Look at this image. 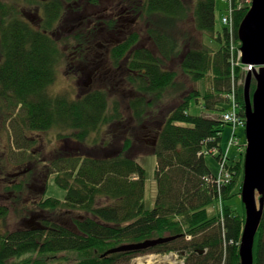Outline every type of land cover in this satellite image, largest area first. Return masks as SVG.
Segmentation results:
<instances>
[{
	"label": "trees",
	"instance_id": "16d2710c",
	"mask_svg": "<svg viewBox=\"0 0 264 264\" xmlns=\"http://www.w3.org/2000/svg\"><path fill=\"white\" fill-rule=\"evenodd\" d=\"M25 1L43 10L41 30L24 20L7 0L0 2V113L9 136L22 138L15 139L12 147L31 153L26 132L52 129L72 130L73 140L84 142L112 120L107 93L97 89L71 98L69 94L49 92L64 56L60 41L52 34L67 12H75L77 0ZM231 1L235 9L234 40L240 46L238 27L250 8V0ZM122 2L145 22L144 33L150 44L143 45L140 33L130 32L111 49L113 66L127 70L129 87L137 93L128 104L137 121H150L149 114L154 118V105L163 103L168 92L178 88L177 72L171 68L176 60L194 82L212 75L211 91L206 90L202 96L196 88L190 91L156 129L152 154L157 157L158 192L152 210L145 205V169L136 159L125 154L54 157L43 164L44 181L46 184L55 175L65 198L42 197L36 205L41 212H62L69 220L45 219L42 229L23 228L0 234V264H119L123 260L130 264L139 255L172 251L190 252L187 264H240L245 207L242 203L240 213L230 201L236 184L243 179L244 153L229 164L231 179L219 190L209 178L213 172L200 153L212 138L215 140L208 143V148L219 147L218 133L225 125L220 118L189 112L193 101L199 105L202 99L210 113L220 116L226 111L224 97L231 91L233 71L237 81L245 78L241 66L232 68L230 31L226 27L217 30V0H193V8L191 0ZM117 23L108 20L106 27L113 28ZM195 32L218 42V50L201 45ZM82 38L78 33L64 36L63 41L79 43ZM243 91L241 84L237 88L241 111ZM129 146L127 141L124 153ZM36 167L22 175L23 181L5 188L8 194H19L15 200L21 199L20 193L29 187L30 179L43 176L40 166ZM219 199L223 202V217L208 212ZM29 208L24 207L22 213L29 212ZM9 212V206L0 203V221ZM186 235H191L193 241H187ZM162 237L176 238L147 249L106 254L124 244ZM254 252V264H264V217Z\"/></svg>",
	"mask_w": 264,
	"mask_h": 264
},
{
	"label": "rangeland",
	"instance_id": "374dc122",
	"mask_svg": "<svg viewBox=\"0 0 264 264\" xmlns=\"http://www.w3.org/2000/svg\"><path fill=\"white\" fill-rule=\"evenodd\" d=\"M25 0H7L8 4L15 6L21 15L32 22H37L39 25L40 14L42 10H38L39 5L26 4ZM39 3L43 0H37ZM191 8H193V0ZM5 2V0H0ZM252 3V0L248 1ZM75 12L66 13L62 22L59 23L55 30V36L60 41L64 56L58 68L56 81L49 87L51 94H69L71 98H78L81 94L88 93L97 89L104 90L108 95L109 110L108 115L111 122L102 126L98 131L93 132L88 140L82 142L77 139L73 142L71 134L72 130H57L52 129L46 132L30 133L26 132L28 139L31 141L29 151L21 152L14 150L12 142L15 139H22L16 136H9L8 128L4 127L0 113V203L6 204L10 208L8 217L0 221V234L15 232L23 228L31 227L33 229L42 225V220H58L68 221V215L53 214L49 212H41L37 208V201L45 197H55L59 200H64L65 190L59 187L55 182V175L50 176L47 180V186L42 190L41 182H45L44 170L46 160H52L57 156L89 155L91 157L118 156L125 154L133 159H136L145 169L146 185H145V205L148 210H152L155 206L157 198V183H156V166L157 157L152 154V150L156 143V129L162 126L161 119L174 108H176L183 99V96L188 95L193 89L201 91V96L206 90L211 91L212 75L200 82L192 81L180 68L179 60L172 64V69L178 75V88L170 90L163 103L159 102L154 105L152 112L149 114L150 121L146 120L143 124L138 122L133 113L129 109V99L137 96V93L129 87L127 82V70L121 68L116 70L111 66L110 50L113 46L125 39L128 33L138 32L141 35V43L150 45L146 39L145 22L139 19V16L131 12L122 0H77L73 6ZM228 4L225 0H217L216 2V27L220 31L223 29L222 17L227 15ZM37 11V12H36ZM111 19L118 22L113 28L106 27V22ZM81 34V42L75 40L63 41L64 36H72ZM200 44L218 50L220 47L218 42L196 33ZM76 49L86 50V54L79 51L82 57L78 60L70 58V55ZM255 88V83H253ZM200 102L203 103L202 99ZM116 106L119 112H116ZM228 106V105H227ZM189 112L193 115H203L208 111L204 105L197 106L193 101ZM219 118V115H214ZM14 124H17L16 121ZM14 134V131L12 132ZM241 144L245 141V131L239 130ZM232 136V127L226 125L222 134L221 147L222 151L228 155L227 151L230 146V138ZM72 139V140H71ZM11 141V142H10ZM129 141V149L124 153V145ZM71 148L68 150L67 148ZM73 149V150H72ZM230 163L239 155L240 148L233 146L230 148ZM33 154V155H32ZM245 154V152H244ZM207 163L211 171L218 173V162L213 156L206 157ZM244 164V160H243ZM39 165L43 176L39 175L38 180H31V185L25 188V191L20 193L21 199L15 200L18 193L8 194L5 189L7 186H15L23 181L24 170L30 168V171L38 169ZM46 169V168H45ZM35 181V182H34ZM36 185H33L32 183ZM242 183L236 184L233 191L234 196L231 198L230 204L242 211V199L239 191H242ZM45 185V183H44ZM32 186V187H31ZM240 188V190H239ZM47 190V191H46ZM44 192L45 195H44ZM223 203V202H222ZM24 207L29 208V212L22 213ZM218 204L215 203L208 208L210 215H215L218 212ZM77 216V212H74ZM67 219V220H66ZM193 241V237L188 235ZM226 242V239H225ZM154 253V252H152ZM157 254H148L145 256L139 255L132 259L130 264H148L152 261L146 256ZM178 257H171V253L161 254V257H167L155 264H176L181 262L187 264V259L190 252L177 254ZM182 255V257H180ZM60 258V257H59ZM170 258V261L168 260ZM174 258V259H173ZM76 261L77 259L74 258ZM147 261V262H146ZM175 262V263H174ZM153 263V264H154ZM12 264V263H9ZM119 264H128L126 261H121Z\"/></svg>",
	"mask_w": 264,
	"mask_h": 264
},
{
	"label": "water",
	"instance_id": "95a60500",
	"mask_svg": "<svg viewBox=\"0 0 264 264\" xmlns=\"http://www.w3.org/2000/svg\"><path fill=\"white\" fill-rule=\"evenodd\" d=\"M242 64L253 67L244 83L246 152L241 198L245 224L239 246L240 264H254L255 238L264 215V0H252L238 27ZM253 83L255 88L253 90ZM176 237L125 244L106 254L147 249Z\"/></svg>",
	"mask_w": 264,
	"mask_h": 264
},
{
	"label": "built area",
	"instance_id": "2783aa9c",
	"mask_svg": "<svg viewBox=\"0 0 264 264\" xmlns=\"http://www.w3.org/2000/svg\"><path fill=\"white\" fill-rule=\"evenodd\" d=\"M224 25L228 26L232 32L233 30V15H232V9L230 10V14L226 16L223 19ZM232 51H234V48H232ZM251 69V67H249ZM235 87H233L232 93L230 95L232 101H233V111L225 115V120L232 123L234 126H240L244 124V121L242 120L241 117H239V114L237 113V102H236V94H235ZM221 173L225 174L226 178H229V174L225 169V160L222 161L221 163ZM221 180H218V184H221Z\"/></svg>",
	"mask_w": 264,
	"mask_h": 264
},
{
	"label": "flooded vegetation",
	"instance_id": "af4514ba",
	"mask_svg": "<svg viewBox=\"0 0 264 264\" xmlns=\"http://www.w3.org/2000/svg\"><path fill=\"white\" fill-rule=\"evenodd\" d=\"M40 9H38L37 11H39ZM36 11V12H37ZM24 20H26L27 22H29L30 24L31 23H33L34 25H35V27L37 28V29H39V30H41V21H42V17H41V14H40V19H39V25L37 24L38 23V20H37V22H32V20H27V18L26 17H24ZM79 51H81L82 53H85L86 52V50H81V49H76V51L74 52V53H72L71 55H70V58H73L74 60H78V54H79ZM86 54V53H85ZM110 55H111V50H110ZM79 57H82L81 56V53L79 54ZM1 62H2V58L0 57V64H1ZM110 62H111V66L113 67V69L115 68L114 66H113V64H112V60H111V58H110ZM116 69V68H115ZM116 70H118V69H116ZM73 142H76V141H74V140H72ZM68 150H71V148H67ZM73 150V149H72ZM76 155H79V153L78 154H76ZM82 156V155H81ZM28 172L30 171V168L27 170ZM23 172H26V170L25 171H23ZM23 172H20V173H23ZM25 174H27V173H25ZM24 175V174H23ZM37 178H39V177H33L31 180H38ZM35 182V181H34ZM32 183L33 185H36L35 183ZM30 185H31V181H30ZM29 185V186H30ZM32 187V186H31ZM44 187H45V185H44V183L43 182H41V186H40V188L43 190L44 189Z\"/></svg>",
	"mask_w": 264,
	"mask_h": 264
},
{
	"label": "crops",
	"instance_id": "0c3cea01",
	"mask_svg": "<svg viewBox=\"0 0 264 264\" xmlns=\"http://www.w3.org/2000/svg\"><path fill=\"white\" fill-rule=\"evenodd\" d=\"M207 115H210V113H208Z\"/></svg>",
	"mask_w": 264,
	"mask_h": 264
},
{
	"label": "bare ground",
	"instance_id": "6f19581e",
	"mask_svg": "<svg viewBox=\"0 0 264 264\" xmlns=\"http://www.w3.org/2000/svg\"><path fill=\"white\" fill-rule=\"evenodd\" d=\"M24 3H25V1H24ZM210 178V177H209Z\"/></svg>",
	"mask_w": 264,
	"mask_h": 264
}]
</instances>
